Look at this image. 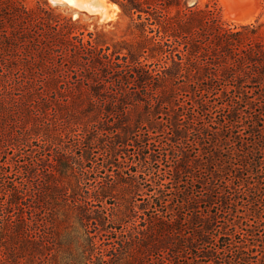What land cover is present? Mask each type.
<instances>
[{
	"label": "rangeland",
	"instance_id": "374dc122",
	"mask_svg": "<svg viewBox=\"0 0 264 264\" xmlns=\"http://www.w3.org/2000/svg\"><path fill=\"white\" fill-rule=\"evenodd\" d=\"M47 1L63 15L79 17L88 31L105 34L103 39L110 44L139 39L137 34L129 32L130 19L110 0H78V5ZM185 2L197 8L216 2L222 18L234 25L253 23L258 19L264 21V0H243L241 6L234 8L231 5V9L244 8L246 12L253 3L254 14L250 9L252 18L243 23L226 16L222 0H184L180 4L182 10H185ZM26 3L34 7L37 0H26ZM38 52L40 50L32 47L26 53L16 54L20 58L28 55L27 61L15 56L2 64L6 71L0 79V85L5 86L0 97V173L1 169L9 171L11 176H8L21 181L24 189L32 194L38 187L42 190L46 183L51 187L54 181L59 186L65 185L71 197L76 192L72 190L78 184L80 173L84 179L79 188L81 195L92 196L95 187L111 186V196L104 210L108 214L107 223L104 230L100 228L97 232L102 233L106 242L120 237V231L124 230L120 221L126 219L127 214H134L132 209L138 221L148 218L147 210L155 197L167 201L166 210L184 220L193 214L205 220L204 217L217 212L219 218L210 234L218 235L224 231L235 234L232 240L205 244L192 240L193 231L186 227L184 232L186 236L190 235L192 245L214 251L231 241L232 250L228 247L225 251L218 250L209 261L195 257L197 250L192 248V252L175 256L176 262H169L171 257L162 253L147 256L143 259L145 262L157 264L156 259L153 260L157 257L162 264H244V260L237 257L239 243H242L249 259L255 264L264 263V143L258 141L261 133H255V138L248 136L247 121L244 126L226 131L221 122H212L222 119L221 99L207 98L204 102L191 93L188 96L174 93L175 86L164 87L158 83L147 91L141 88L139 81L128 85L117 77H101L99 99L113 101V109L109 104L91 107L90 100L94 97L91 87L95 82L84 77L88 68L84 61H81L82 66L79 62L75 67L60 66L62 60H72L73 51L55 48L51 53L47 51L49 63L42 61L40 66L38 60L42 56L38 58ZM144 70L146 68L130 72V80L132 77L138 79L137 74L145 78ZM8 77L12 79L11 84L6 83ZM44 101L48 108H43ZM45 133L50 135L51 141L47 139L44 147L40 139H46ZM233 133L248 142L244 150L252 149L254 141L263 147L262 152L255 153L256 160H262L260 172L253 168V173L249 174L241 168L242 143L234 139ZM262 133L264 135V131ZM15 138H20L19 142ZM63 150H72L76 158L86 152L90 160L79 161L82 165L75 172L55 174L57 159H61ZM3 180L7 181L1 177L0 181ZM245 182L252 183L250 185L255 189L250 192L242 188L241 184ZM64 188L60 189L62 193ZM50 190L48 188L47 192ZM215 191L228 197L231 204L226 207L218 200L207 208L208 196L216 197ZM60 198L56 201L50 196L51 205H55L58 212L52 216L57 217V221L47 227L50 240L54 241L53 251H57L59 259L69 252L80 254L85 242V225L79 221V210L66 209ZM4 199L6 194L0 192V202ZM86 207L87 211L94 209ZM254 209L261 211L255 215ZM223 225L227 226L226 230L220 229ZM87 226L94 231L93 221L87 222Z\"/></svg>",
	"mask_w": 264,
	"mask_h": 264
},
{
	"label": "trees",
	"instance_id": "16d2710c",
	"mask_svg": "<svg viewBox=\"0 0 264 264\" xmlns=\"http://www.w3.org/2000/svg\"><path fill=\"white\" fill-rule=\"evenodd\" d=\"M110 1L116 3L122 14L130 19L128 29L132 35L137 34L139 37L136 42L122 40L110 44L104 41L105 34L99 32L96 35L88 31L79 17L74 19L63 15L47 0H37L34 7L28 6L26 0H0V56H4L0 59V79L6 71L2 67L3 63L13 60L15 56L18 60L29 59L28 55L20 58L17 52L26 53L36 47L40 50L38 58L42 56L38 60L40 65L45 60L49 63L47 51L51 53L55 48L68 49L73 51L72 60H62L60 66L67 64V68L75 67L78 62L82 66L81 61H84L88 67L84 77L95 82L91 87L94 94L90 100L91 107L97 104L106 107L109 104L113 109V101L99 99L101 94L98 84L103 80L101 77H117L128 85H135L139 81L141 88L147 91L157 83L164 87L171 85L176 87L173 91L178 95L188 96L191 93L204 102L207 98L221 99L219 108L222 119L212 122H221L226 131H232L244 126L243 123L247 121L250 130L248 136L255 138V133H261L258 141L264 143V21L258 19L241 25L228 23L222 18L221 8L216 2L213 5L206 4L205 8L188 6L185 2V10H182L180 4L184 0ZM144 68L145 78L137 74L138 79L132 77L130 80V72L136 73ZM6 83L11 84L12 79L8 77ZM2 88L5 86L0 85V97L4 92ZM42 103L43 108H48L46 101ZM233 134L234 139L242 143L240 151L244 158L240 159L241 168L249 174L253 173V168L257 169L255 172H260L259 169H263L262 160H256L255 153L262 152L263 147L254 141L252 149L244 150L248 142ZM45 137L40 139L44 147L48 143L47 139L51 138L47 133ZM15 139L19 142L20 138ZM84 151L90 152L89 149ZM86 152L76 158L72 150H63L54 173L64 175L75 172L82 165L79 161L90 160ZM227 157L230 160L231 157ZM8 175L11 176L9 171L1 169L0 179L2 177L7 181H0V192L6 194V199L0 202V264H151L143 259L160 256V253L169 255V262L172 263L176 262L175 256L192 252V248L197 250L195 257L209 261L218 250L225 251L227 247L232 250L231 241L214 251L198 248L192 245L190 235L186 236L184 232L186 227L192 229V240L205 244L213 243L214 240L234 239L235 234L231 232L210 234L219 213L210 214L204 217L205 220L196 214L184 220L168 212L167 201L159 197L149 204L148 218L138 221L132 209L134 214L129 213L126 219L120 221L124 226L120 237L106 242L102 233L99 235L97 232L100 228L104 230L107 223L108 214L104 210L111 196V186L95 187V195L92 196L81 195L79 188L84 179L80 173L76 189L72 190L76 192L71 197L65 185L59 186L54 181L51 187L46 183L42 190L38 187L32 194L24 189L21 181L11 179ZM250 184L245 182L241 186L252 192L255 187L252 188ZM62 187L63 193L60 190ZM48 188H51L50 192H47ZM58 189L60 193L56 196ZM215 194L216 197L208 196L207 208L218 200L226 207L231 204L224 194L216 191ZM50 196L56 201L61 197L60 201L68 210H79V221L85 225V242L80 254L69 252L66 257L59 259L57 251H53L54 241L50 240L47 227H52L57 221V217L52 216L58 210L55 205H51ZM262 203L264 209V199ZM86 206L94 209L89 208L87 211ZM96 206L99 207L96 209ZM254 210L255 215L261 211ZM92 221L94 231L87 226V222ZM226 228V225L220 227L222 230ZM244 247L239 243L237 257L243 259L244 264H255L244 253ZM155 259L157 264H162L161 259ZM152 264L156 263L152 261Z\"/></svg>",
	"mask_w": 264,
	"mask_h": 264
},
{
	"label": "bare ground",
	"instance_id": "6f19581e",
	"mask_svg": "<svg viewBox=\"0 0 264 264\" xmlns=\"http://www.w3.org/2000/svg\"><path fill=\"white\" fill-rule=\"evenodd\" d=\"M59 1H64V2H67V3H70V4H74V5H78L79 4L78 0H59ZM244 1H246V0H244ZM222 2H223L224 6L226 8L225 14H226V16L228 18H230L232 20H235V21H238V22H242V23L243 22H247V21H249V19L252 18V15L250 14L251 11L249 13V10L251 9V7H253V3H252L250 8H247V7H246L247 9L245 8L248 11V12L247 11L245 12L243 10L244 8L242 9L243 11L239 10V9H231V5H232L233 8L236 7V6L237 7L241 6L243 4V0H222ZM80 5L84 6L83 3H80ZM233 5H235V6H233ZM254 8H256V7H254ZM252 13H253V10H252Z\"/></svg>",
	"mask_w": 264,
	"mask_h": 264
}]
</instances>
